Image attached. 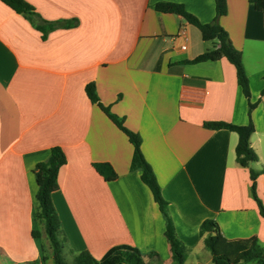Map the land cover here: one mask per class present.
Instances as JSON below:
<instances>
[{"label":"crops","instance_id":"obj_1","mask_svg":"<svg viewBox=\"0 0 264 264\" xmlns=\"http://www.w3.org/2000/svg\"><path fill=\"white\" fill-rule=\"evenodd\" d=\"M46 21H72L45 40L30 19L0 1V255L9 264L40 261L47 241L33 218V169L62 149L52 203L62 254L100 259L118 245L134 247L146 264H174L165 220L139 170L133 147L88 99L99 102L141 138L186 259L205 250L200 225L217 223L228 240L255 237L264 250V219L252 196L249 169L236 162L238 135L205 123L248 124V102L226 59L192 63L215 47L181 16L159 4L181 5L201 24L216 19L214 0H25ZM217 24L240 51L249 81L255 171H264V12L248 0H226ZM185 47V49H182ZM116 174L102 177L94 164ZM264 205V173L256 179ZM40 234L36 241L32 230ZM209 263L212 264L211 256ZM197 264V263H196ZM247 264V263H243ZM251 264V263H248Z\"/></svg>","mask_w":264,"mask_h":264},{"label":"trees","instance_id":"obj_2","mask_svg":"<svg viewBox=\"0 0 264 264\" xmlns=\"http://www.w3.org/2000/svg\"><path fill=\"white\" fill-rule=\"evenodd\" d=\"M17 14H22L32 21L35 28L41 33V38L46 39L47 34L57 28H66L76 23L72 21H46L38 15L34 8L25 0H0ZM226 0H214L216 19L213 24H201L196 17L186 12L181 5L159 4L156 6L159 12L176 14L181 16L186 22L196 27L204 41L215 42V47L199 55L192 63L206 61H217L226 59L234 66L236 81L242 94L248 102V124L244 126L232 125L224 122L205 123L209 129H225L235 132L238 135V142L235 148L236 162L239 166L249 169L251 180L252 196L258 207L259 215L264 219V205L256 195V179L264 171H255L251 165L256 161L254 153L250 148L249 139L254 131L251 121V113L257 107L258 102L250 101L249 81L242 65L241 53L236 50L227 33L217 24V19L226 14ZM257 11L264 12V0H248ZM85 93L91 103L96 104L99 109L109 118V120L128 139L133 147V154L130 163V170L140 171L141 182L149 189L154 201L165 220V238L174 264H183L186 259V247L176 237L172 221L168 216L167 202L162 198L160 187L151 166L145 160L141 149V138L138 133L129 130L124 120L110 112L108 107L103 106L96 95L95 86L90 83L85 86ZM264 95V89L261 96ZM66 164V156L62 149L53 147L50 156L44 162L37 163L33 169V175L37 185L35 194L36 210L34 220L43 222L45 235L51 245L54 264H67L62 257V244L58 238L60 221L52 203V194L58 190V173L61 167ZM94 168L102 177L111 181L116 178V174L109 164H94ZM200 236L203 238L204 247L211 255L212 264H264V250L258 245L255 237L246 240H228L220 233L219 226L213 220H205L200 225ZM40 237L36 228L32 230V238L38 240ZM45 261L41 258L32 264H39ZM71 264H146L143 255L134 247L118 245L110 248L100 259H95L90 253L83 251L72 258Z\"/></svg>","mask_w":264,"mask_h":264},{"label":"rangeland","instance_id":"obj_3","mask_svg":"<svg viewBox=\"0 0 264 264\" xmlns=\"http://www.w3.org/2000/svg\"><path fill=\"white\" fill-rule=\"evenodd\" d=\"M40 223H42V221L36 220V224L38 225V227H40ZM41 253H42L41 258H44L45 261L40 262L39 264H54L53 252H52V248H51V245L48 239L47 241L43 242ZM210 256H211L210 253L205 249L203 250V252H199L195 257L191 256L185 262V264H196V263L197 264H210L209 263ZM62 257L67 264L72 263V257H70L69 255H62ZM0 264H9V262L2 255H0Z\"/></svg>","mask_w":264,"mask_h":264},{"label":"built area","instance_id":"obj_4","mask_svg":"<svg viewBox=\"0 0 264 264\" xmlns=\"http://www.w3.org/2000/svg\"><path fill=\"white\" fill-rule=\"evenodd\" d=\"M182 49H185V47H182Z\"/></svg>","mask_w":264,"mask_h":264}]
</instances>
